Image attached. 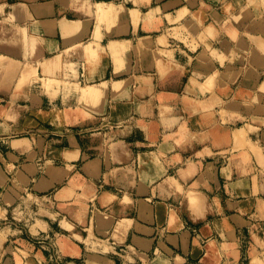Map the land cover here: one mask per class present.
Masks as SVG:
<instances>
[{
  "label": "crops",
  "instance_id": "1",
  "mask_svg": "<svg viewBox=\"0 0 264 264\" xmlns=\"http://www.w3.org/2000/svg\"><path fill=\"white\" fill-rule=\"evenodd\" d=\"M18 206L61 264H264V0H0ZM28 238L0 264H50Z\"/></svg>",
  "mask_w": 264,
  "mask_h": 264
},
{
  "label": "rangeland",
  "instance_id": "2",
  "mask_svg": "<svg viewBox=\"0 0 264 264\" xmlns=\"http://www.w3.org/2000/svg\"><path fill=\"white\" fill-rule=\"evenodd\" d=\"M100 6L102 5H99V7ZM102 12L104 13L105 10ZM88 88L89 87L82 90L83 96H89L87 95L88 93H90L88 92ZM31 221L32 217L23 206H18L15 209H11L8 216H0V235L6 236V238H10L11 236V238L13 239H15L17 236H28L29 241L36 244V246L42 251L47 252V261L50 262V264H61V254L54 236L48 234L46 231H29V225L32 223Z\"/></svg>",
  "mask_w": 264,
  "mask_h": 264
},
{
  "label": "bare ground",
  "instance_id": "3",
  "mask_svg": "<svg viewBox=\"0 0 264 264\" xmlns=\"http://www.w3.org/2000/svg\"><path fill=\"white\" fill-rule=\"evenodd\" d=\"M102 5H103V4H102ZM101 7H102V6H100V7L98 6L97 8H99L100 10H99V9H98V10H99L101 13H103L102 11H104V9H103V7H102V8H101ZM116 83H117V82H116ZM116 83H115V84H116ZM112 84H113V83H112ZM88 92H90V93H88L87 95L92 96V95L95 94L96 91H94L93 88L89 87V88H88Z\"/></svg>",
  "mask_w": 264,
  "mask_h": 264
}]
</instances>
